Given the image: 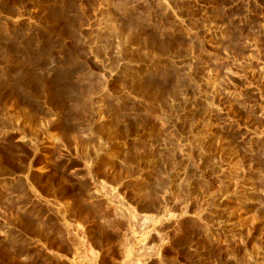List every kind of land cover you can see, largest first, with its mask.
I'll return each mask as SVG.
<instances>
[{"label": "rangeland", "instance_id": "1", "mask_svg": "<svg viewBox=\"0 0 264 264\" xmlns=\"http://www.w3.org/2000/svg\"><path fill=\"white\" fill-rule=\"evenodd\" d=\"M0 264H264V0H0Z\"/></svg>", "mask_w": 264, "mask_h": 264}]
</instances>
